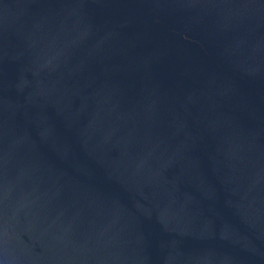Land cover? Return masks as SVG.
I'll use <instances>...</instances> for the list:
<instances>
[{
	"label": "water",
	"instance_id": "1",
	"mask_svg": "<svg viewBox=\"0 0 264 264\" xmlns=\"http://www.w3.org/2000/svg\"><path fill=\"white\" fill-rule=\"evenodd\" d=\"M0 264H264V0H0Z\"/></svg>",
	"mask_w": 264,
	"mask_h": 264
}]
</instances>
